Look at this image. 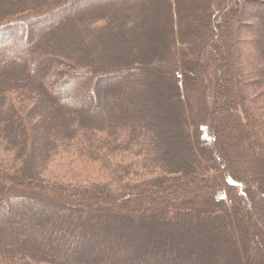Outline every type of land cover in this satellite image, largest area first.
<instances>
[{
	"label": "trees",
	"instance_id": "16d2710c",
	"mask_svg": "<svg viewBox=\"0 0 264 264\" xmlns=\"http://www.w3.org/2000/svg\"><path fill=\"white\" fill-rule=\"evenodd\" d=\"M74 1L0 0V26L15 22L0 30V208L25 202L35 208L26 209L30 217L53 212L73 231L60 232L67 245L52 240L48 225L20 234L23 224L14 221L23 223L22 209L8 213L0 217V264H96L81 259L101 245L117 264H259L264 246L247 224L264 221V0H190L195 17L183 0H81L63 9ZM164 9L161 39L124 65L131 61L122 38L145 35L146 19ZM57 23L47 54L40 36ZM243 44L254 45L245 66ZM112 45L123 62L105 65L101 55L111 61ZM197 68L202 77L193 85ZM137 72L141 79L110 87L120 106H109L105 120L101 89ZM139 107L153 119L132 112ZM67 158L98 166L102 180L50 177L51 165ZM193 171L196 181L179 187ZM95 204L100 214L82 208ZM189 209L221 224L183 228ZM153 219L173 230L146 225Z\"/></svg>",
	"mask_w": 264,
	"mask_h": 264
},
{
	"label": "rangeland",
	"instance_id": "374dc122",
	"mask_svg": "<svg viewBox=\"0 0 264 264\" xmlns=\"http://www.w3.org/2000/svg\"><path fill=\"white\" fill-rule=\"evenodd\" d=\"M151 3H153V5L155 7L156 4L154 2H150V4ZM147 4H149V2H147ZM181 4H182V7H184V9L186 10V12L189 11L190 13L193 14L194 17H195L196 14L199 15V16L201 15L199 9H195V7H194L195 4L192 3L190 0H183ZM95 5H97V4H92L90 7L89 6L86 7L85 10H84V14H86L87 9H89V10L94 9ZM153 5H152V7H153ZM67 16H69V15H67ZM251 16L250 17L249 16H245L244 19L245 20H249L251 18ZM168 22H169V16L167 15V13H166V11L164 9V10L160 11V13H158V15H156V16L155 15H151L149 20L146 19V22L143 25V33H145V31H146L145 35L141 34L142 37H140L141 35L138 36V35L135 34L134 37H132V39H130L128 36H126L127 39H125L123 37L122 40H121L122 43L126 41L125 44H128V46L125 47V49H126L125 53L128 55V57H127L128 60H125V62L126 61L127 62L131 61V63H129V64L126 63L124 65H129L130 66V65H132V63L135 64L136 61L139 62L143 51L148 52L149 48H151L152 45H154L156 43V41L160 38V35H162L161 34V31H162L161 28L167 29ZM59 26H60V23H57L56 25H52V26L44 29V31L42 32L43 35L40 36V37H43V38H45L47 40V41L43 40V44H45V46L47 48L46 50L48 51L47 54H50V48L52 49V46H51L50 42L54 41L53 39H56V38L52 37L53 36L52 32H53V30L55 28H58ZM8 32H14V31L10 30ZM249 37H250L249 33L245 32L244 33V38L245 39H249ZM116 38H117V36H116ZM156 38H157V40H156ZM127 41L129 43H127ZM246 41H244L245 44L248 43V42L246 43ZM45 42H47V43H45ZM56 43H57V39H56ZM122 43L120 44V46H122ZM108 44H110V43H108ZM245 44L241 45V49H242L241 51H243V53H241L242 57L240 58V61H241L242 66L247 65L249 63V61H250L249 55L246 52V51H248L247 48H251V46H254V45L246 46ZM111 48L110 49L113 51V53H112L113 54L112 55L113 59L111 58L112 60L109 61V56L107 55V53L102 54V52H101V54H102L101 55V60L103 61V63L105 65H111V64L116 65V64L122 63L123 62L122 60H123L124 56L123 57H119V58L116 57V55H119V49H115L113 47V45L111 46ZM26 50H27V48H26ZM198 71H200V69L198 70V68H197L196 73L194 72L191 75L190 81H191V83L193 85H197L199 80H201L202 76H201V74L198 75ZM209 73L212 74L211 71H209ZM138 79H141L140 73H138V72L137 73H130L129 75L121 78L120 80L116 81L115 83H110V84L104 85L105 89H101V98H102L101 99V106H103V109H104L103 112H106V113H104V119L105 120L108 118V116H110L108 114V112H107L108 111V107L113 105V104H117V100H116V97L114 95L115 93L111 92L110 87L111 86H123V84L125 82H128L130 80H135L136 81ZM101 84H106V80L105 79L102 80ZM102 92H104V95H102ZM213 96H214V92H211V95L209 96V100L212 101V97ZM123 98L126 99V96H124ZM121 102L125 103L124 100H122ZM117 105H119V104H117ZM77 106H79V105H76L74 108L75 109H80ZM237 108L239 109L240 105L237 106ZM93 111H94V109H93ZM132 112H135L136 114L137 113L144 114L147 117H151L152 118V114L150 113V109H146V107H139L138 109L132 110ZM147 113H150V114H147ZM199 118H201V116ZM56 121H58V120L56 119ZM222 123H220V124L222 125ZM221 127L222 126H220V128ZM47 134L50 135V136L54 135V131L53 130L49 131V132H47ZM250 137H251V139L253 137L256 138V135L255 134H250ZM175 139L176 138H174L172 140H168V142L165 143L164 148L168 147L170 149V147L173 146V141ZM235 143H236L235 139L232 138V136H231V138H230L231 149L233 148L232 146ZM169 145H171V146H169ZM241 148L243 149V151L246 150V147H241ZM252 148L257 150L258 146H256L255 143H254ZM259 153H260V155H263L264 154V149H261V151ZM79 163L80 162L77 161V160L68 159V158H67V161H64V160L63 161H58L57 163L51 165V168H50V171H49L48 175L50 177H52V178H57L58 180H62L63 179V180H69V181H75V182H77V180H79V181H83L85 183L88 182V181H99V180H102V179L98 178V176H100V174H98V172H96V171L99 170L98 166L88 165V164H84L85 165L84 166L83 164H79ZM190 175L195 177V179L192 182L189 180V178H181V180L182 179H188V180H185L184 182H181L180 183L181 185L178 184V186L179 187H181V186H183V187L184 186H191V183L193 184L196 181L197 176H199L194 171ZM187 177H189V176H187ZM106 180H108V178ZM21 188L34 193L35 195H37L40 198L44 197L43 193L39 192L37 188L33 187V185L32 186L31 185L22 186ZM191 205L193 206L194 204H191ZM82 208H85V210H88V208L93 209L94 210V211H92L93 214H95V213L96 214H100L101 213L100 210H98L99 204L83 206ZM22 211L23 212H22L21 215L25 218L23 223H20V222L18 223V222H16V220L14 221L15 224H23V225H19V226L16 225L18 233L26 234L27 232H29V230H34L35 228L40 229V227L48 225V226H51V228H50V230L47 229L45 231H48L50 234H52V237H51L52 240H54V241H56L57 243H60V244H66V245L68 244L69 241L65 240L64 237L60 236V232L69 233L67 235H70L73 232L71 229H68L65 226V224H64L66 222V217H63L64 219L62 218V220H61L59 218L60 216L56 215L53 212L44 213L46 215H43L42 213H39V215H38V213H36L34 217L33 216L30 217L29 215L31 213L28 210L24 209ZM186 211H191L192 213L191 212L190 213H188V212L186 213ZM186 211H185V213L182 216V222H183L182 223V227L183 228H186L187 225H193V224L198 225V228L200 227V225L205 226V227H209V226H213L214 224H221V223L218 222V220L213 219L212 217H209V215H210L209 213L210 212H208V211H202V210L197 211V210H193V209L192 210L189 209V210H186ZM254 213H257V210H255ZM251 214L252 213H250V215ZM101 215H104V212ZM105 215H107V214H105ZM164 221L165 220H162V219H160V220L153 219V220H151V222L150 221H145V222H147L146 225H148V226L155 225V226H160L163 229L167 228V229H165V230H167L166 232H170L171 230H173V229H171V227L169 228L168 227L169 224H165ZM106 222L103 221V223H99L98 225L94 226L93 227L94 231L95 232H99L102 229H104V226L106 225L105 224ZM109 222L112 224V226L113 225L124 226L122 224L123 222H120V221L115 223V221L112 220V222H111V220H110ZM149 222H150V224H148ZM93 223H95V222H93ZM153 223H156V224H153ZM136 225H132V226H136ZM247 227H248L249 231L254 232L253 236L255 237V239L259 238V240H256L255 245L258 246V247H262V245L264 246V231L263 230H262L263 232L262 231H258L259 227L264 229V221L263 222L260 221L259 224H247ZM143 228L145 229L144 232H149L150 231L149 227H143ZM91 241L92 240H90V242ZM104 247H106V246L101 245V246H99L97 248H93L91 251H88L82 257V259H81L82 262L88 261V260H93V261L95 260L96 264H112V263L113 264H117V261L119 260V258H115V257L111 258V257H109V255L106 252H103ZM253 250H254V246H253ZM83 251H86V249L83 250ZM168 256H169V254H167V253L162 255V257H164V258H168ZM162 257H160V258H162ZM206 257L207 256L205 255V258ZM115 259H118V260L115 261ZM260 261H261V263H260ZM124 263H125V261H123V259H121L118 264H124ZM258 263L259 264H264V257L259 258V262Z\"/></svg>",
	"mask_w": 264,
	"mask_h": 264
},
{
	"label": "bare ground",
	"instance_id": "6f19581e",
	"mask_svg": "<svg viewBox=\"0 0 264 264\" xmlns=\"http://www.w3.org/2000/svg\"><path fill=\"white\" fill-rule=\"evenodd\" d=\"M36 34H37V32H31V34H30L31 38L26 43V45H29L31 43L32 39L36 36ZM19 209H22V210H24V209L30 210L31 209V210H33L35 208L32 205L27 204L25 202L7 204L5 207L0 208V217L5 216L8 213L13 215L15 212H17V211L19 212ZM36 210L40 211L41 209L38 208Z\"/></svg>",
	"mask_w": 264,
	"mask_h": 264
},
{
	"label": "water",
	"instance_id": "95a60500",
	"mask_svg": "<svg viewBox=\"0 0 264 264\" xmlns=\"http://www.w3.org/2000/svg\"><path fill=\"white\" fill-rule=\"evenodd\" d=\"M80 1L81 0H76L74 2H71L67 6H64L63 9H67V8H70L71 9L72 7H75ZM42 17H44V16H36V18L38 19L37 20V23H41L43 21L44 18L42 19ZM14 23L15 22L11 23L9 21V24H5V26L4 25L0 26V30H3V29L8 28V27H11L12 25H14ZM101 75L102 76L105 75V78L106 79H110V78L114 77L116 75V73H108V72H105V73H102Z\"/></svg>",
	"mask_w": 264,
	"mask_h": 264
}]
</instances>
